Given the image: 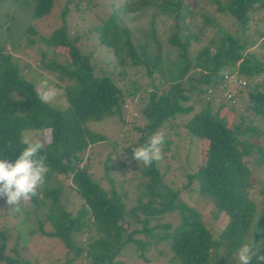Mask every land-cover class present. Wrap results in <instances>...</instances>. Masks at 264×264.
Here are the masks:
<instances>
[{"label":"trees","instance_id":"16d2710c","mask_svg":"<svg viewBox=\"0 0 264 264\" xmlns=\"http://www.w3.org/2000/svg\"><path fill=\"white\" fill-rule=\"evenodd\" d=\"M54 1L0 0L6 18L0 23V157L15 162L25 147L20 143L22 132L46 130L48 141L41 150L48 167L45 181L68 178V183L56 181L42 190L40 201L46 206L42 220L35 215L36 205L23 212L17 225L33 221L26 235L37 233L58 241L64 250L59 264H125L118 258L124 246L134 247L144 258V252L157 244L177 264H240L239 247L253 241L254 251L260 247L264 254V187L259 201L249 197L250 170L243 160L255 153L264 160V42L259 40L264 31L257 32L259 53L249 50L244 36L251 17L264 13V0H207L220 18L227 17L236 26L232 34L219 29L215 43L209 40L194 51L191 42L196 36L184 31L192 0H118L101 23L93 26L99 45L115 57L118 66L110 69L96 67L91 52L76 44L75 35H68L65 18L69 10L81 8L78 0H73L72 7L71 0H63L60 24L41 35L36 32L30 20L47 15ZM88 1L83 0L82 6ZM201 18L202 25L212 20L206 15ZM22 47H35L38 66L57 75L59 82L52 85L61 86L63 105L42 103L37 97L35 86L21 73L29 62L14 55ZM127 61L132 69L142 71L141 78L131 79L121 71ZM230 76L234 91L228 94L225 87ZM64 80L68 81L65 85L60 83ZM219 84L223 100L214 110L202 99ZM244 94L250 96L249 102L242 101ZM125 100L135 110L133 119L140 121L128 122L137 134L136 146L179 116L186 118L181 126L190 136L202 140L200 163L184 174L186 182L181 187L195 180L196 193L209 200L216 216H225L217 233L212 234L199 214L180 200V186L164 182L157 161L150 166L140 162L139 181L132 184L134 201L126 206L127 191L114 188L108 171L111 161L121 169L131 168V146L117 153L112 139L88 126L108 116L125 124ZM224 106L227 113L220 115ZM258 136L262 143L248 139ZM99 142L109 148L99 176L107 188L94 177L93 155L87 151ZM65 187L80 200L74 213L66 207ZM174 212L178 215L175 226L170 220L161 221ZM6 234L0 229V261L21 264L16 242L11 247L13 256L4 252ZM252 264H264V260L254 257Z\"/></svg>","mask_w":264,"mask_h":264},{"label":"rangeland","instance_id":"374dc122","mask_svg":"<svg viewBox=\"0 0 264 264\" xmlns=\"http://www.w3.org/2000/svg\"><path fill=\"white\" fill-rule=\"evenodd\" d=\"M62 1L63 0H55L53 2V7L50 9L49 13L39 18V20H30V24L34 27L38 34L41 35L45 32H49L55 26H58L60 24L58 15ZM78 1L81 2V8H78L77 10H69L68 15H66L65 18V26L68 35H75L77 37L76 44L83 51L91 52L90 54L92 55V62H95L97 60V65H95L96 67H104V69H110L112 65H115L116 68L118 65L115 64L114 55H112L111 51L108 48L104 47L103 45H99L95 36L96 34L93 31V26L96 24H100L101 21L109 13V10L112 7L118 5L119 1L90 0L88 1L86 7L82 6L83 0ZM190 2H192L191 7L193 6L192 14L185 15L184 27H186V30L184 31L187 32L188 29L189 32L195 34L196 36V41L191 42L192 51L206 45L209 40L212 42L216 41L220 37V32L218 31L219 29H221L222 31L224 30L230 34L233 33V29H235L236 24L232 22L231 19L225 20L227 17L220 18V16L213 11V5L209 4L207 0H198L197 2H193L192 0ZM72 3L73 0H71V4L69 5V7H72ZM3 11L4 9L0 5V23H4L6 21V18L2 16ZM131 15L132 13L126 14V16ZM202 15H206L208 18H211V22L202 25ZM262 16H264V13L260 12L251 17L248 29L245 31L244 35L247 36L246 42L248 43L249 50L255 51L256 53H259L262 49L261 46H256V40L258 38L257 32L264 31V17ZM17 21L19 25H24V23L21 24L19 22V19H17ZM35 38L37 39V37ZM259 40H261V42H264V37L259 38ZM249 42H251V44H249ZM37 46H39L38 43ZM14 55H17L16 57H18L20 60L29 62V66L26 70L21 68V64H19V68H21L22 75L28 81L32 82L35 88H37L39 82L45 77L51 78V84H57L59 82L56 74L38 66L37 49L35 47L19 48L17 52L14 53ZM30 56L32 57L29 60ZM261 58L262 60H264V53H262ZM121 71H126L131 79L135 77L141 78V76H143L141 74L142 71L139 68L135 70L132 69L128 64V61L127 63H125V66L122 67ZM261 78L264 79V74L261 76ZM60 83L65 85L68 83V81L64 80ZM232 83V76H230L226 81L225 93L227 91V93L229 94L231 91H234V89H232ZM220 85L221 84H219L217 87L210 88L209 91L204 94L202 99V101L208 100L211 109L214 110H217L219 108L220 102H222L223 100V97H221L222 91L220 90ZM55 89L57 91V94L55 98L49 103L53 105L54 103L56 105H63L62 88L60 86L55 87ZM225 97L227 98V95ZM243 97L244 98L242 101H250L249 95L247 96L246 94H244ZM125 105L126 106L124 107L123 104L124 110H122L124 120H127L125 124H119L115 116L104 117L100 121H91L90 123H88L89 128L102 132L104 135L113 140L114 149L117 153L123 150V148L128 145H132L131 149L133 146H136L135 139L137 137V134L134 132V130H132L131 124H128V122L134 120L137 123L140 121L139 119H133L132 116L135 110L133 109L129 100H125ZM197 110L198 109L196 106V108H194V111ZM227 110L228 109L226 108V106H224L222 110L219 111L220 115L226 114ZM185 119L186 118L181 116L176 117L174 121L162 125L159 130L156 131L163 132L165 135V141H168V143H164L162 145L163 156L161 160L157 161L156 165L163 175L164 182L174 184L177 187L180 186V200L190 208L195 210L199 214V218L204 221L210 232L212 234H215L224 224L225 216H216L212 205L209 203V200H207V198L205 197L203 198L202 196H199L196 193L195 190L197 184L195 180H193L189 185L185 186L184 184L183 187H181L182 184L186 182L184 174L188 171H192L194 167L200 163V158L202 157V151L204 148V143L202 142V140L190 136V134L181 126L182 122H184ZM235 120L239 121L240 119L238 117H235ZM243 122L246 121L243 120ZM260 128H262L261 125L259 127V131L262 132ZM23 133L24 135H29L33 138L43 137L45 142L48 141V132L46 130L31 132H27V130H24L22 134ZM248 139L252 141V143L263 142L260 136ZM94 146L90 147L87 150L90 155H93L91 170L93 171L94 177L97 180H100V184L104 188H107L106 183L103 179H100L99 176L101 175V163L104 157L105 150L107 151L109 150V148L105 149V146L102 145V142L96 143L94 144ZM262 158V156H258L256 153L248 157H243L244 162L250 170L248 195L254 201H259L261 199L260 188L264 187V160ZM132 162L133 163H131L130 169H121L120 164L116 165L115 161H111V165L113 167L110 171H108V176L112 178L114 188H116V190L118 191H127L128 196L125 200L126 206H130L133 203L136 189H132V184H134L136 181H139L138 179L140 178L137 175V168L141 164L133 160ZM56 181L62 184L64 182L68 183V178L64 176H58L53 180H51V178L50 180H46L45 183L40 188H38L37 195L32 197L27 202L23 203V201H21V205H19L18 208L6 204V198H0V229L4 228L9 234H6L7 238L5 242L4 252L9 254L10 256H13L14 253L11 251V247L13 245V242H16V252L18 254V257L23 261L21 264H25L24 261H27L29 264H59L58 261H60L64 250L58 241L53 238H45L39 236L37 233L32 236L26 235L27 229L29 227H33L31 226V224L35 225V222L33 221H30V224L28 225L27 223L22 222L18 225L16 223L25 216L23 215L24 213H26L25 210H28L31 207H36V205L37 210H35V215L39 220L43 219V213H45L46 206L43 205L40 201L41 192L43 189L51 187L53 185V182ZM62 195L66 196L67 199H69L66 207L70 212L74 213L80 203L78 196L72 195L67 187L63 189ZM61 200L63 201L62 196ZM29 218V220H33V215L30 214ZM167 220H170V222L172 223L171 226H175L178 222L177 213H171L170 216L163 217V220L161 221ZM44 223V228H48L46 222ZM19 233L22 236H15V234L19 235ZM164 252L165 250L163 249V245L157 244L155 248L145 251L144 258H141L137 249L131 246H124L121 249L118 258L121 259L125 264H177V262L175 261H169V253L167 252V254H164ZM0 264H3V262L0 261Z\"/></svg>","mask_w":264,"mask_h":264},{"label":"clouds","instance_id":"9594fccd","mask_svg":"<svg viewBox=\"0 0 264 264\" xmlns=\"http://www.w3.org/2000/svg\"><path fill=\"white\" fill-rule=\"evenodd\" d=\"M50 80V77H45L36 88V95L42 103H49L57 94ZM164 142L163 132L153 133L145 144L132 147L131 159L150 166L154 161L162 159ZM20 143L25 147L15 162L0 157V198H6V204L17 208L21 201L27 202L37 195V190L45 183L48 172L46 158L41 155V150L45 146L44 138L22 134ZM237 257L240 264H252L254 257L257 261L264 260L260 247L254 251V241L242 243L237 251Z\"/></svg>","mask_w":264,"mask_h":264}]
</instances>
